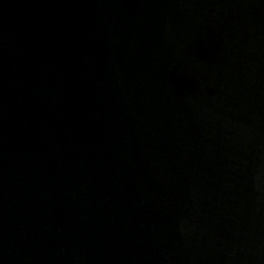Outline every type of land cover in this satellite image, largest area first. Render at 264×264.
<instances>
[{
  "label": "water",
  "instance_id": "water-1",
  "mask_svg": "<svg viewBox=\"0 0 264 264\" xmlns=\"http://www.w3.org/2000/svg\"><path fill=\"white\" fill-rule=\"evenodd\" d=\"M0 264H264V0H0Z\"/></svg>",
  "mask_w": 264,
  "mask_h": 264
}]
</instances>
